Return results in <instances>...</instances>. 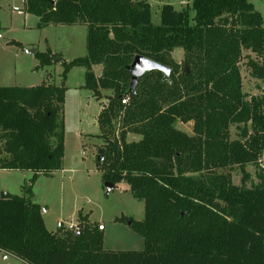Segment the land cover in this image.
Instances as JSON below:
<instances>
[{"label": "trees", "instance_id": "1", "mask_svg": "<svg viewBox=\"0 0 264 264\" xmlns=\"http://www.w3.org/2000/svg\"><path fill=\"white\" fill-rule=\"evenodd\" d=\"M186 1L180 11L162 5L159 25L147 0L23 1L38 28L86 26V54L62 62V79L83 68L84 89L106 101L97 117L101 181L124 182L143 202V219L131 221L143 250H103L101 231L84 217L79 235L45 228L32 185L61 170L65 89L42 84L0 87V170L33 173L22 196L0 195L1 254L22 264H264V98L247 100L239 68L248 51L250 75L264 83L263 19L249 0ZM49 55L35 54L41 67ZM135 56L169 68L168 79L150 71L130 91ZM177 122H192V135ZM248 165L258 181L234 185L233 169Z\"/></svg>", "mask_w": 264, "mask_h": 264}, {"label": "rangeland", "instance_id": "2", "mask_svg": "<svg viewBox=\"0 0 264 264\" xmlns=\"http://www.w3.org/2000/svg\"><path fill=\"white\" fill-rule=\"evenodd\" d=\"M255 10L260 13L264 25V0H249ZM150 6L151 23L160 24V9L169 4L177 11L190 7L186 0L156 1L147 0ZM2 7L0 19V87H24L39 85V79L46 80L45 72L34 69L39 62L38 56L25 53L35 50L44 53L48 49L54 54V60L46 69L50 73V83L63 86V134L64 154L61 170L49 175L39 176L32 185V202L40 206L45 228L49 232H58L57 223L64 226L80 224L81 217L93 227L103 226L102 248L112 252H140L143 250L141 236L134 232L131 221L138 222L144 217L143 202L134 199L126 183L118 184L107 193L101 181L98 166V150L104 145L99 135L97 116L106 103L105 99L96 100L84 89V69L72 68L63 81V65L73 58L86 54V26H51L38 28L35 16L26 17L21 0H0ZM18 7L22 14L13 11ZM0 15V16H1ZM193 13L190 12V17ZM11 42H13L11 44ZM183 52L176 49L172 57L178 64ZM48 57H51L49 55ZM248 58L255 56L248 51L242 53L239 63L242 93L247 100L251 97L264 98V83L254 79L246 66ZM101 68V67H100ZM98 75L99 67L94 69ZM34 72V73H32ZM47 81V80H46ZM103 96L111 95L110 91H102ZM264 113V106H263ZM176 128L187 135H192L193 123H176ZM231 139L238 138V131L230 127ZM138 140L134 135L128 141ZM258 169L248 165L244 170L235 168L232 171V182L240 185L256 183ZM31 171H8L0 173V189L3 193L22 196L23 186L29 184ZM248 176V177H247ZM1 195V193H0ZM130 223V224H129ZM66 229H61L64 231ZM0 264H22L17 258L7 256Z\"/></svg>", "mask_w": 264, "mask_h": 264}, {"label": "water", "instance_id": "3", "mask_svg": "<svg viewBox=\"0 0 264 264\" xmlns=\"http://www.w3.org/2000/svg\"><path fill=\"white\" fill-rule=\"evenodd\" d=\"M25 53L34 55L35 50H25ZM51 58V57H49ZM60 62H63V60H59ZM129 74L131 76L130 80V86L129 89L130 91H134L138 82V79L143 76L145 73L150 72V71H160L163 73L164 78L168 79L169 74H170V69L167 68L166 66H163L161 64H158L152 60L143 58L141 56H135L132 63L127 67ZM188 71V68H186ZM103 150H98V157L97 160L98 162L103 161ZM104 186L106 188L107 193L112 191L115 188V185L109 184V183H104ZM130 224V223H129ZM82 232L81 229H79L76 232V235H79Z\"/></svg>", "mask_w": 264, "mask_h": 264}, {"label": "crops", "instance_id": "4", "mask_svg": "<svg viewBox=\"0 0 264 264\" xmlns=\"http://www.w3.org/2000/svg\"><path fill=\"white\" fill-rule=\"evenodd\" d=\"M23 1L24 0H21V2H22V5H23ZM13 8H18V7H13ZM13 8H12V10H13ZM1 11H2V7L0 6V15H1ZM14 11V10H13ZM29 16H32V15H29V14H24V21L26 20V17H29ZM2 15L0 16V19L2 20ZM37 18V17H36ZM38 19V18H37ZM38 22H39V19H38ZM48 27H51V26H48ZM48 27H46V28H48ZM46 28H44V29H42L43 31L46 29ZM0 36H1V34H0ZM13 42H11V44H12ZM48 51L51 53V56L52 55H54L49 49H48ZM47 52V51H46ZM46 52H44V53H46ZM37 52H35V54H36ZM35 54L33 55V56H35ZM43 54V53H42ZM74 59V58H73ZM64 62H66V61H64ZM39 63H40V60H39V62L35 65V67H34V69H36V71L37 70H40V71H44L45 72V76H46V80L44 79V80H42V79H39L40 81H38V82H40V84L39 85H42V84H44V85H53V84H51L50 83V81H49V79H50V73H48L47 72V68L52 64L51 62L49 63V64H47V65H44V66H40L39 65ZM62 63V62H61ZM96 67H99V71L100 72H97L98 73V75H95L96 77H99L100 76V74H101V71H102V68H100L101 66L100 65H96V66H93L92 67V69H93V72L95 71L94 69L96 68ZM32 73H34V72H32ZM94 74H95V72H94ZM39 85H26V86H24V87H35V86H39ZM54 86H56V85H54ZM83 86H84V84H83ZM15 87H17V86H15ZM19 87V86H18ZM89 93V92H88ZM89 95H90V93H89ZM102 109V108H101ZM101 109H100V111H101ZM100 111H99V113H100ZM99 113H98V115H99ZM98 117V116H97ZM1 172H8V171H5V170H0V173ZM0 193H3V191L0 189ZM141 221V220H140ZM98 226V225H97ZM104 231V229L101 231V232H103ZM0 255H2L3 257H2V259H6V257L7 256H9V255H3V254H1L0 253Z\"/></svg>", "mask_w": 264, "mask_h": 264}, {"label": "built area", "instance_id": "5", "mask_svg": "<svg viewBox=\"0 0 264 264\" xmlns=\"http://www.w3.org/2000/svg\"><path fill=\"white\" fill-rule=\"evenodd\" d=\"M13 10L15 12H17L18 14H22L21 10H19L18 8H13ZM0 38H1V36H0ZM126 101H127L126 99L122 100V104H126ZM56 228L57 229H63L64 228V229H66V231H71V232H77L79 229H81L79 223H77L75 225L69 224L68 226H64L62 223H57ZM97 228L99 231L103 230V226H101V225H98Z\"/></svg>", "mask_w": 264, "mask_h": 264}]
</instances>
